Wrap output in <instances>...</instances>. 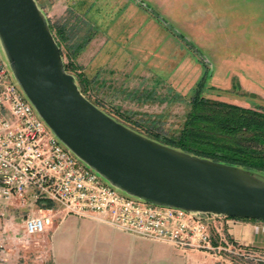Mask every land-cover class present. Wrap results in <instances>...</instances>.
Returning <instances> with one entry per match:
<instances>
[{
  "label": "rangeland",
  "instance_id": "374dc122",
  "mask_svg": "<svg viewBox=\"0 0 264 264\" xmlns=\"http://www.w3.org/2000/svg\"><path fill=\"white\" fill-rule=\"evenodd\" d=\"M34 2L81 95L135 133L177 141L204 70L200 98L264 109V0ZM84 38L89 40L71 57V46ZM4 222L8 235L12 229L22 235L12 206L0 205ZM218 240L211 238L213 244ZM28 242L20 247L30 260L36 256L30 251L34 238ZM262 257L264 252L253 251L247 262H235L260 264Z\"/></svg>",
  "mask_w": 264,
  "mask_h": 264
},
{
  "label": "water",
  "instance_id": "95a60500",
  "mask_svg": "<svg viewBox=\"0 0 264 264\" xmlns=\"http://www.w3.org/2000/svg\"><path fill=\"white\" fill-rule=\"evenodd\" d=\"M0 52L56 140L112 189L151 206L264 223L258 173L150 141L86 100L34 0H0Z\"/></svg>",
  "mask_w": 264,
  "mask_h": 264
},
{
  "label": "built area",
  "instance_id": "2783aa9c",
  "mask_svg": "<svg viewBox=\"0 0 264 264\" xmlns=\"http://www.w3.org/2000/svg\"><path fill=\"white\" fill-rule=\"evenodd\" d=\"M0 205L20 216V245L44 234L67 216L86 218L138 239L195 250L232 264L253 251L226 242L211 229L222 216L151 206L111 188L71 155L43 124L0 58ZM219 239L215 244L211 238ZM29 239V240H28ZM6 231L0 228V263L8 258ZM264 258V257H262ZM264 264V259L260 260Z\"/></svg>",
  "mask_w": 264,
  "mask_h": 264
},
{
  "label": "crops",
  "instance_id": "0c3cea01",
  "mask_svg": "<svg viewBox=\"0 0 264 264\" xmlns=\"http://www.w3.org/2000/svg\"><path fill=\"white\" fill-rule=\"evenodd\" d=\"M3 227L8 247L5 264H232L204 251L180 252L165 242L127 236L91 219L72 216L55 221L34 239L30 251L36 256L27 260L17 240L18 230L12 229V235H8L10 224H0ZM211 233L223 234L232 243L264 252V223L221 219Z\"/></svg>",
  "mask_w": 264,
  "mask_h": 264
},
{
  "label": "trees",
  "instance_id": "16d2710c",
  "mask_svg": "<svg viewBox=\"0 0 264 264\" xmlns=\"http://www.w3.org/2000/svg\"><path fill=\"white\" fill-rule=\"evenodd\" d=\"M48 27L51 32V27L49 25ZM57 35L62 41L66 40L63 28L57 29ZM88 40L89 38H84L81 42L76 41L71 46L69 55L74 56ZM55 41L59 48L54 38ZM63 67L69 73L67 65L63 64ZM205 76L206 70L195 85L194 94L189 102L190 112L186 116L177 141L163 138L158 134L145 133L144 136L150 141L186 153L190 157L264 175V109L253 111L231 103L200 98L198 92Z\"/></svg>",
  "mask_w": 264,
  "mask_h": 264
}]
</instances>
